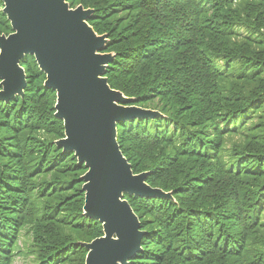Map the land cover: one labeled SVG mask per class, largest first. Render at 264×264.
<instances>
[{"label":"trees","instance_id":"16d2710c","mask_svg":"<svg viewBox=\"0 0 264 264\" xmlns=\"http://www.w3.org/2000/svg\"><path fill=\"white\" fill-rule=\"evenodd\" d=\"M67 1L108 37L109 86L160 114L117 126L133 172L172 193L124 196L144 232L128 264H264V0ZM21 65L24 96L0 102V264L23 237L36 264H85L80 242L102 236L82 215L87 169L55 145L64 128L34 57Z\"/></svg>","mask_w":264,"mask_h":264},{"label":"water","instance_id":"95a60500","mask_svg":"<svg viewBox=\"0 0 264 264\" xmlns=\"http://www.w3.org/2000/svg\"><path fill=\"white\" fill-rule=\"evenodd\" d=\"M12 33L0 35V102L23 97L27 85L21 61L32 56L45 75L44 86L56 93L54 116L64 138L55 142L87 168L83 216L102 225L103 235L81 243L85 264H128L141 250L144 232L125 195L171 199L152 188L148 173L134 174L117 141L119 123L155 119L160 114L128 106L132 99L112 89L104 76L112 53H102L107 35L88 24L94 11L67 0H1ZM113 237L118 238L114 246Z\"/></svg>","mask_w":264,"mask_h":264},{"label":"rangeland","instance_id":"374dc122","mask_svg":"<svg viewBox=\"0 0 264 264\" xmlns=\"http://www.w3.org/2000/svg\"><path fill=\"white\" fill-rule=\"evenodd\" d=\"M68 2V1H67ZM69 4V3H68ZM69 6H70V8H72V9H75L76 7H78V6H83V5H80V4H76L74 7H72L70 4H69ZM84 7V6H83ZM3 8L4 7H0V10H2V12H3ZM86 9V8H85ZM9 22V21H8ZM9 24H10V22H9ZM10 28H11V25H10ZM12 30V29H11ZM12 33V31L10 32V34ZM5 35V34H4ZM9 35V34H8ZM113 54V53H112ZM41 72V71H40ZM45 76V75H44ZM45 79H46V77H45ZM45 79H44V81H43V86H44V82H45ZM44 88H46L45 86H44ZM46 89H48V88H46ZM0 90H1V86H0ZM48 90H50V89H48ZM53 91V90H52ZM54 92V91H53ZM55 93V92H54ZM54 105H53V107H55V104H56V93H55V95H54ZM139 108H142V107H139ZM142 109H146V108H142ZM55 110V109H54ZM155 111V110H154ZM55 113V112H54ZM56 119V118H55ZM56 120H58V119H56ZM60 121V120H59ZM62 122V121H61ZM62 125H63V122H62ZM63 134H64V129H63ZM62 138H64V137H62ZM62 138H58L57 140H55V142L56 141H58V140H60V139H62ZM75 156V155H74ZM77 163H78V161H77ZM84 166V165H83ZM86 168V167H85ZM87 169V168H86ZM87 171V170H86ZM86 171H84L81 175H80V181H81V184H80V187H81V190H82V187H83V184H84V182H83V180L81 179L82 178V176L86 173ZM134 173V172H133ZM134 174H136V173H134ZM138 174H140V173H138ZM83 194H84V192H83ZM125 199V198H124ZM83 206H84V196H83V202H82V215H83ZM102 235H103V233H102ZM99 237H101V236H98V237H96V238H99ZM95 238V239H96ZM94 240V239H93ZM93 240H91V241H93ZM26 241H27V239L25 238V237H23L22 238V240H21V243H20V245H19V247H21V249H22V251H23V254H24V252H25V247H24V242L26 243ZM91 241H82V242H80V244L81 243H89V242H91ZM18 255V256H16L15 258H14V260H13V262H12V264H36V262H34L35 260H34V257L32 256V255ZM86 258V257H85Z\"/></svg>","mask_w":264,"mask_h":264},{"label":"snow or ice","instance_id":"6c2138e0","mask_svg":"<svg viewBox=\"0 0 264 264\" xmlns=\"http://www.w3.org/2000/svg\"><path fill=\"white\" fill-rule=\"evenodd\" d=\"M112 239L114 241V246L118 245V242H119L118 238L117 237H113ZM117 259L118 258L113 259L112 264H117Z\"/></svg>","mask_w":264,"mask_h":264}]
</instances>
